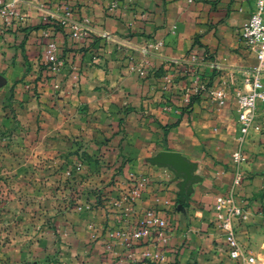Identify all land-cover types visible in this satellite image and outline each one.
Listing matches in <instances>:
<instances>
[{"label": "crops", "instance_id": "crops-1", "mask_svg": "<svg viewBox=\"0 0 264 264\" xmlns=\"http://www.w3.org/2000/svg\"><path fill=\"white\" fill-rule=\"evenodd\" d=\"M59 2L17 0L15 3L16 8L27 16V21L6 30L0 37V110L10 102L14 112L22 116V123L30 125L31 133L36 132L38 139L52 138L53 143L63 144L65 139L69 140L68 144L72 140L81 144L108 133L101 150L114 149L111 153L115 156L114 168L119 170L114 178L122 189L116 195L120 197L125 193L128 171L148 175L150 183L138 206L148 207L155 196L159 197L160 202L168 201L167 205L160 203L159 207L170 221H176L181 215L179 211L172 212L179 194V190L175 192L174 189L178 180L167 167L152 165L146 159L139 164L130 161L126 166L122 155L117 152L119 144H122L121 153L125 155L126 152L134 162L139 155L150 157L153 143L146 139L152 140L153 132L157 135L155 140L158 139L161 135L156 129L159 123L172 124L169 119L176 117V125L165 133L168 147L160 151H176L198 162L194 174L205 170V165L209 164L208 157L205 159L201 153L191 152L184 142V139L192 137L191 127L186 126H196L198 121L191 113H180L179 109L168 107V103L158 105L154 98L146 96L154 90L152 83L156 81L159 68L184 61L195 38L203 45L199 50L206 48L211 60L219 65L218 71L222 74L219 86L223 87L228 82L234 85L233 89L241 87V70L256 64L254 53L244 48L237 37L238 28L252 11V0H68L74 8V16L89 25L94 39L83 44L72 40L66 31H54V39L67 61L59 74L52 75L44 60L45 39L41 37V29L25 28L39 24L45 16L61 14L63 7ZM113 4H116V9L111 10ZM1 12L0 6V27H5ZM102 32L109 33L110 37H100ZM153 40H161L163 46L157 51L144 53L141 48ZM132 64L143 68L148 77L143 79L145 75L140 76L136 70H130ZM227 99L234 109L232 94ZM161 106L169 112H163ZM118 123L127 126L125 132L111 130ZM214 124L216 126L210 130L211 139L206 141L210 148L208 153L214 158L211 159L214 180L207 175L202 181L191 184L187 205L184 206L191 225L183 231L173 228L163 248L164 261L153 263L144 260L141 264H166L170 259L175 260L173 264H233L225 251L220 231L211 220L215 197L220 194L217 193L218 185L222 182L229 185L232 180L231 154L234 147H225L231 141L229 130H225L230 126L229 120L218 116ZM256 126L261 128L260 124ZM197 132L206 135L201 130ZM127 139L133 140L129 148L124 146ZM244 147L247 160L239 195L250 216L239 226L237 236L244 246L263 254L264 135L253 129ZM74 161V169L83 168L76 157ZM114 212L117 209L110 204L105 219L108 226L100 232L96 228V237L102 242L109 263L123 253L120 243L108 246V231L116 223ZM143 248V244L134 247L137 259L141 260ZM259 264H264V257Z\"/></svg>", "mask_w": 264, "mask_h": 264}, {"label": "rangeland", "instance_id": "rangeland-1", "mask_svg": "<svg viewBox=\"0 0 264 264\" xmlns=\"http://www.w3.org/2000/svg\"><path fill=\"white\" fill-rule=\"evenodd\" d=\"M192 51L190 50L189 53ZM205 61L197 66L184 60L181 63H172V66L168 68H159L156 81L152 83L155 85L154 90L152 94L146 96L154 98L158 105L168 103V107L172 106L176 109L183 108L182 106L189 102V96H198L190 107L191 111L186 110L187 108L184 110L187 114L191 113L194 120L198 121L196 126L194 124L186 126L191 127L192 137L184 139L185 144L191 148V152L201 153L203 158L209 159V164L205 165L207 169H201L195 173L198 182L207 175L214 180L211 168V159L214 158L208 153L210 148L206 146V141L211 139L210 130L216 126L214 121L218 120V116L230 122L229 128L225 127V130H229L231 141L229 146L225 147L233 148L237 136L235 111L231 101L227 99L224 105L217 106L209 98L208 89L220 87L219 77L222 74L221 71L213 72L205 68ZM147 77L145 75L143 79ZM233 86L227 82L222 88L226 91L230 89L231 93ZM161 109L163 112L168 111L163 106ZM175 118L169 119V122H173L172 124L159 123L156 129L161 135L158 139L155 140L156 132H153L152 140L146 139L148 143H153V152L150 157L139 155L138 162H134L133 159L130 160L126 152L125 155L121 153L122 144H119L117 152L122 155V160L124 159V163H127L126 166H129L130 161L133 164H139L145 159L149 163L152 157L161 152V149L167 148L168 140L165 138V133L170 127L176 125ZM22 120V116L14 112L10 102L1 108L0 264H109L102 249V242L100 243L99 238L96 237V228L100 232L108 226L105 219L110 201L118 196L117 192L122 189H119L117 180L114 178L119 174L118 167L114 168L115 156L111 154L114 149L110 151L104 149L109 153L101 150V145L106 143L108 133L102 134L101 138L87 139L81 144L74 140L68 144L69 140L65 139L63 144L57 141L53 143L52 138L38 139L36 132L31 133L30 125L22 123ZM256 124H260L261 128L259 129ZM37 127L40 128V126ZM125 127L127 128L123 123H118L115 128L111 127V130L125 132ZM253 129H257L258 133L264 135V105L258 108L249 133ZM197 130H201L206 135L198 133ZM89 141L90 145H88ZM125 142L124 146L129 148L133 140L127 139ZM82 148L88 151H83ZM75 157L80 164H83V168L74 169ZM220 164L225 165L222 162ZM172 174L174 179L178 180V184L183 180L182 177L175 178L173 172ZM221 184H217L219 186L217 193L220 194L224 193L229 186L225 182ZM174 189L176 192L179 187L174 186ZM177 198L172 212L179 211L181 215L176 221L170 222L173 228L183 231L191 225L184 213L188 195L184 205L179 201V194ZM242 246L252 251L243 244ZM252 253L256 257V264L262 262L264 252L263 254L256 252V254L252 251ZM174 262L175 260L170 259L166 264Z\"/></svg>", "mask_w": 264, "mask_h": 264}, {"label": "built area", "instance_id": "built-area-1", "mask_svg": "<svg viewBox=\"0 0 264 264\" xmlns=\"http://www.w3.org/2000/svg\"><path fill=\"white\" fill-rule=\"evenodd\" d=\"M59 1L63 7L62 13L45 16L43 22L48 20L51 27L41 28V37L45 39L44 60L52 75L59 74L67 61L54 39V31H66L72 40L83 44L94 39L89 25L74 16V8L68 0ZM16 2L17 0H0L5 22V27H0V37L6 30L13 29L14 26L19 27L27 21V16L16 8ZM252 2V11L238 28L237 37L244 48L254 53L256 64L241 70L242 86L232 89L231 93L222 87L208 89L209 98L217 106L224 105L228 96L232 94L236 114L237 136L231 154L232 180L226 191L215 197L211 220L220 231L227 256L234 264H256L255 255L242 246L237 236L239 226L250 216L246 203L239 195L244 177L243 166L247 160L244 144L256 119L258 108L264 105V0ZM115 7L116 4H113L110 9L114 10ZM100 37L109 38L110 34L102 32ZM162 46L161 40H153L141 49L147 53L150 50L157 51ZM185 60L197 66L205 61V66L220 70L219 65L204 51H201L200 55L192 52ZM129 69L136 70L140 76L146 73L143 68L134 64L130 65ZM126 179L125 193L111 200V205L117 209V212H114L116 223L115 227L108 231L107 236L111 243H108V246L120 243L123 246V253L115 256L109 264H140V259H137L133 252L138 244L145 246L140 252L141 260L162 262L165 260L163 248L171 236L173 227L159 204L167 205L168 201L160 202V198L155 196L150 206L140 208L138 202L147 192L150 178L148 175L129 171Z\"/></svg>", "mask_w": 264, "mask_h": 264}, {"label": "water", "instance_id": "water-1", "mask_svg": "<svg viewBox=\"0 0 264 264\" xmlns=\"http://www.w3.org/2000/svg\"><path fill=\"white\" fill-rule=\"evenodd\" d=\"M1 82L2 78L0 76ZM150 162L157 166L167 167L174 173L175 178H183L178 184L179 201H185L191 184L198 181V177L194 174L196 164L176 151H161L158 155L152 157Z\"/></svg>", "mask_w": 264, "mask_h": 264}, {"label": "trees", "instance_id": "trees-1", "mask_svg": "<svg viewBox=\"0 0 264 264\" xmlns=\"http://www.w3.org/2000/svg\"><path fill=\"white\" fill-rule=\"evenodd\" d=\"M45 27H51V24L49 23V21L47 20V21H45V22H40L39 24H37V25H34V26H30V27H26L25 29H41V28H45ZM199 47H203V45L202 44H200L199 43V41H198V39L197 38H195L194 39V41H193V43H192V46H191V48L188 50V52L187 53H189V51L190 50H193L192 52H195L196 54H198L199 53V55H200V53H201V51L199 50ZM204 53H206L207 52V49L206 48H204ZM192 52H190V53H192ZM189 53V54H190ZM188 54V55H189ZM199 95V94H198ZM195 99H198V96L197 95H192V96H189V102L187 103V104H184L182 107L183 108H179V111H180V113H182L186 108L188 109V108H190L192 105H193V103H194V101H195ZM179 107V106H178ZM177 122L179 121V118L176 120ZM180 203H182L183 205L186 203V201H183V202H180ZM144 260H140L139 262H140V264L143 262Z\"/></svg>", "mask_w": 264, "mask_h": 264}]
</instances>
